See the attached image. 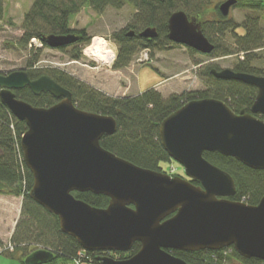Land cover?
<instances>
[{"label":"water","instance_id":"95a60500","mask_svg":"<svg viewBox=\"0 0 264 264\" xmlns=\"http://www.w3.org/2000/svg\"><path fill=\"white\" fill-rule=\"evenodd\" d=\"M238 0L219 5L228 16ZM204 19L173 12L168 38L202 54L215 44L203 31ZM129 36H134L131 29ZM139 35L154 38L155 26ZM76 33L50 34V48L67 47ZM218 79L241 81L257 88L250 111H233L225 101L193 99L160 123V141L170 159L180 163L188 178L141 167L101 145L104 136L118 130L110 115L86 111L74 103L73 93L49 75L32 79L26 69L0 72V101L27 125L21 137L23 159L33 175L29 196L55 214L60 230L87 251L100 252L99 264H189L171 250L219 251L233 247L243 258L264 261V196L258 204L233 199L234 177L213 164L204 152L231 156L252 169H264V75L234 69H216ZM29 87L35 95L50 93L58 102L35 106L15 91ZM199 181L200 184L193 183ZM0 181V192L9 191ZM74 192L107 196L97 207ZM140 249L125 258L107 253ZM55 252L37 249L25 264H47Z\"/></svg>","mask_w":264,"mask_h":264},{"label":"trees","instance_id":"16d2710c","mask_svg":"<svg viewBox=\"0 0 264 264\" xmlns=\"http://www.w3.org/2000/svg\"><path fill=\"white\" fill-rule=\"evenodd\" d=\"M213 2V0H34L31 8L24 15L21 25L23 33L17 38L15 45L26 50L31 46L29 52L36 54L27 61L26 70L32 79L49 75L73 93L74 103L80 109L110 115L117 120L118 130L101 139V145L105 149L141 167L166 172L161 163L172 160L160 141V123L164 118L188 101L206 97L225 101L235 112H240L242 109L250 111L257 95V88L241 81L218 79L211 70L221 68L218 65H209L202 77L207 87L204 90H187L165 97L158 89L150 88L137 95L113 96L63 69L35 68L41 48L35 47L31 41L37 38L46 48L48 45L45 38L50 34L77 33L80 36L77 42L57 50L69 53L72 58L78 59L82 55V47L90 43L92 36H88L85 29H73L70 25L71 17L79 14L86 4H89L99 15L110 7L120 9L126 4L132 5L136 11L132 27L113 33L118 50L112 68L120 70L131 64L140 49L160 51L169 45H177L168 38V19L173 12L184 10L190 16L195 15L204 19L203 31L215 44V50L210 56L244 53L234 70L264 75V71L251 65L254 50L264 48V31L260 24L262 15H246L245 20L238 23L230 15L224 16L221 13L219 9L221 3L213 6ZM234 7L264 11L262 0H238ZM4 16L5 0H0V21ZM148 26L157 28L156 37L144 38L139 35ZM238 27L244 28L243 34L238 32ZM131 29L135 31L134 36L128 35ZM228 33L232 34L234 44L230 48L226 46L221 50V42H225ZM189 49L191 52H197ZM15 93L18 98L35 106L50 107L58 102V99L50 93L35 95L29 87L16 90ZM259 117L264 119L262 115ZM26 130V123L17 119L0 101V181L10 187L9 191H2L0 194L23 197L21 217L10 238L14 249L5 250L3 253L8 251L15 253L21 249L19 257L22 264H25L24 259L29 254L44 247L56 254L50 264H56L58 257L75 261L78 252L82 250L81 245L75 238L60 230L59 219L55 214L50 213L29 196L33 175L24 162L21 149V137ZM204 156L234 177L237 194L233 199L253 205L259 203L264 196V169H252L234 157L216 151H206ZM193 183L200 184L197 180H193ZM74 195L97 207H106L110 200L107 196L92 192H74ZM32 243L51 244L53 248L43 245L28 250V246ZM3 246L4 241L0 237V249ZM140 246V243L136 242L127 253L116 252L114 256L129 257L136 253ZM171 252L189 264H227L232 256L238 258L242 264H264V261L257 258L241 257L233 247L220 251L187 252L173 249ZM87 253L94 263L99 264L97 256L103 253L92 251Z\"/></svg>","mask_w":264,"mask_h":264},{"label":"rangeland","instance_id":"374dc122","mask_svg":"<svg viewBox=\"0 0 264 264\" xmlns=\"http://www.w3.org/2000/svg\"><path fill=\"white\" fill-rule=\"evenodd\" d=\"M33 1L5 0L6 15L0 21V72L26 69L28 59L34 58L36 55L29 52L31 46L26 50L15 45L17 38L23 33L21 25L24 15L31 8ZM213 1L214 4L212 5L214 6L225 0ZM262 1L264 4V0ZM246 15H262L260 24L264 31V11H254L247 7H233L230 11V16L238 23H242ZM135 17L136 11L132 5L126 4L120 9L110 7L102 15H99L89 4H86L79 14L71 17L70 25L73 24L72 28L75 30L85 29L87 35L92 36V38L94 36L106 37L116 44L113 39V33L131 28ZM238 32L243 34L244 28L238 27ZM91 42L92 40L90 44ZM233 44L234 39L232 38V34L228 33L225 42H221L220 49L223 50L226 46L230 48ZM143 50L140 49L136 53L128 67L114 70L112 68L113 64L111 66H97L95 60L90 56L82 54L80 58L74 59L69 53H62L57 49L42 46L39 59L34 67H57L63 69L113 96L137 95L150 88H155L157 84H161V90L159 91L165 97H168L172 93H182L187 91V89H206L207 87L202 77L206 72L207 66L218 65L221 69H234L239 58L244 56V53L237 52L213 57L191 52L189 48L183 45H169L164 50H149L150 58L153 61L144 64L139 61ZM152 53L154 54L153 57ZM253 57L251 65L264 71V48L254 50ZM174 162L176 164H170V166L176 167V173L181 171V173L185 174L183 166L176 161ZM168 164L169 162H163L161 166L169 168ZM170 169L168 170L170 171ZM22 202V196L17 197L6 193L0 194V237L4 241V246L10 241L16 224L21 217ZM43 245V243H32L28 246V250H33ZM44 246L53 248L51 244ZM21 252L22 250L19 249L15 253H11L10 251L0 253V264H22L19 257ZM56 264L75 263L72 259L58 257ZM227 264H242V262L235 256H232Z\"/></svg>","mask_w":264,"mask_h":264},{"label":"clouds","instance_id":"9594fccd","mask_svg":"<svg viewBox=\"0 0 264 264\" xmlns=\"http://www.w3.org/2000/svg\"><path fill=\"white\" fill-rule=\"evenodd\" d=\"M81 52L83 55H90L95 60L97 66H102L104 63H107L110 56H114L107 42L99 37H94L91 44L82 48Z\"/></svg>","mask_w":264,"mask_h":264},{"label":"built area","instance_id":"2783aa9c","mask_svg":"<svg viewBox=\"0 0 264 264\" xmlns=\"http://www.w3.org/2000/svg\"><path fill=\"white\" fill-rule=\"evenodd\" d=\"M99 38L104 39L107 42L108 46L112 49V51L114 53V56H110L108 61H107V63H106V64H111L115 60V57H116L115 47L111 44V41L108 40L107 38H105V37H99ZM33 41L36 44L41 46V44L39 43V41L37 39L34 38ZM141 59H148V53L144 52L143 53V57ZM169 168H171L170 169L171 173H175L176 170H177L176 167H174L173 165H171ZM7 248L12 249L13 246L11 244H9V246ZM91 261H92L91 257H89L88 253L83 251V250L78 252V257H76V259H75L76 264H89Z\"/></svg>","mask_w":264,"mask_h":264},{"label":"crops","instance_id":"0c3cea01","mask_svg":"<svg viewBox=\"0 0 264 264\" xmlns=\"http://www.w3.org/2000/svg\"><path fill=\"white\" fill-rule=\"evenodd\" d=\"M5 15H6V10H5ZM73 26V24L71 25V27ZM161 84H157L156 85V89H158V90H161V86H160ZM188 90V89H187ZM116 96H118V95H116ZM121 96V95H120ZM125 96V95H124ZM127 96V95H126Z\"/></svg>","mask_w":264,"mask_h":264},{"label":"flooded vegetation","instance_id":"af4514ba","mask_svg":"<svg viewBox=\"0 0 264 264\" xmlns=\"http://www.w3.org/2000/svg\"><path fill=\"white\" fill-rule=\"evenodd\" d=\"M77 34V33H76ZM78 35V34H77ZM79 38H80V36H79ZM79 40V39H78Z\"/></svg>","mask_w":264,"mask_h":264}]
</instances>
